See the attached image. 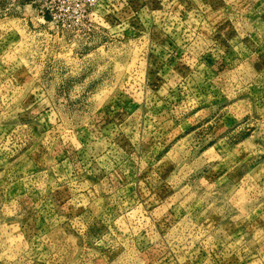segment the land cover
Wrapping results in <instances>:
<instances>
[{
  "label": "rangeland",
  "instance_id": "obj_1",
  "mask_svg": "<svg viewBox=\"0 0 264 264\" xmlns=\"http://www.w3.org/2000/svg\"><path fill=\"white\" fill-rule=\"evenodd\" d=\"M262 27L264 0H0V264H264Z\"/></svg>",
  "mask_w": 264,
  "mask_h": 264
},
{
  "label": "crops",
  "instance_id": "obj_2",
  "mask_svg": "<svg viewBox=\"0 0 264 264\" xmlns=\"http://www.w3.org/2000/svg\"><path fill=\"white\" fill-rule=\"evenodd\" d=\"M248 25V24H247ZM248 27H249V25H248ZM262 28H264V27H262Z\"/></svg>",
  "mask_w": 264,
  "mask_h": 264
}]
</instances>
